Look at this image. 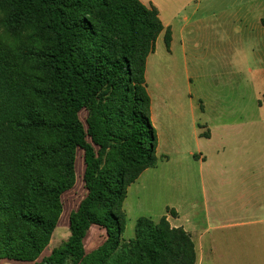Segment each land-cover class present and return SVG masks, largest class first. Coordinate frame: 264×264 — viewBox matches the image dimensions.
I'll use <instances>...</instances> for the list:
<instances>
[{"label":"trees","instance_id":"16d2710c","mask_svg":"<svg viewBox=\"0 0 264 264\" xmlns=\"http://www.w3.org/2000/svg\"><path fill=\"white\" fill-rule=\"evenodd\" d=\"M164 30L140 0H0V261L197 264L166 216L123 238L128 189L158 164L145 75ZM79 150L87 195L68 215ZM65 219L68 240L41 259ZM94 227L106 240L87 253Z\"/></svg>","mask_w":264,"mask_h":264},{"label":"rangeland","instance_id":"374dc122","mask_svg":"<svg viewBox=\"0 0 264 264\" xmlns=\"http://www.w3.org/2000/svg\"><path fill=\"white\" fill-rule=\"evenodd\" d=\"M144 1L149 3L148 0ZM156 2L163 10L165 21H168L166 16L174 12L171 8H178L177 0ZM242 2L234 3L236 6ZM227 4L230 5V2ZM199 15L206 20L198 39L202 44L198 48L194 45L188 47L186 61L179 44L178 30L175 32L173 48L167 46L165 35L162 34L156 43L155 53L150 55L149 90L155 95L156 101L154 120L151 115V122L158 128L155 129L161 154L170 157L179 153L197 154L187 165V180H184L185 177L182 179L190 188L186 194L197 199L201 205L195 218V224L203 234L204 257L199 258V264H264V237H261L264 235L263 35L259 39L258 30L245 24L236 13L232 23L228 24L216 9L202 10ZM222 24L227 27L224 28L226 25ZM195 36L198 34L191 35V39ZM225 57L248 59V63L226 65L222 62ZM238 69H243L244 73L240 71L237 74ZM198 88L200 93L195 92ZM201 103L207 111L201 115L197 110L195 122L192 107ZM86 116L83 111L80 115L83 122ZM200 124L208 126L213 135L212 140L200 137ZM209 133L208 129L204 130L202 136L208 137ZM78 153L81 155V179L62 198L68 215L78 209L87 195L82 179L84 153L82 150ZM163 170L161 167L146 174L128 193L124 204L128 213L127 228L123 235L125 240L135 238L136 221L140 217L158 222L162 213H167L165 205L181 196L169 190L167 182L162 179ZM213 193L221 196L223 203L212 204L216 207L219 205V209L214 208L215 213L210 218L203 203L205 197L208 199ZM240 195L246 197L245 209H241V202L237 201ZM240 222L248 224L237 227L231 225ZM243 235L249 236V239L243 240ZM69 236V223L65 219L56 228L41 259L54 248L60 247ZM105 240L106 232L94 227L86 240L87 253L98 248ZM0 264L32 263L1 260Z\"/></svg>","mask_w":264,"mask_h":264},{"label":"crops","instance_id":"0c3cea01","mask_svg":"<svg viewBox=\"0 0 264 264\" xmlns=\"http://www.w3.org/2000/svg\"><path fill=\"white\" fill-rule=\"evenodd\" d=\"M145 6L148 8L155 7L159 11V17L164 25L165 30L162 34H166L167 30L171 31L172 39L170 48H173L175 43V32L178 30L179 32V44L181 45V49L183 51L184 60L186 61L188 59V53L187 49L188 47H191V45H194L195 48H198L202 42L198 39L201 36L202 33V25L206 21L200 16V12L202 10L204 11H213V9L219 10V13H221L222 17L225 18L226 24L232 23V18L234 17L235 13L236 16H241L245 22V24H250V26L254 27L258 30V38L260 39V36H262V41L264 42V26L262 25V20L264 19V0H177L178 1V8L173 7L171 8L172 11H174L172 14H169L166 16V19L168 21H165L163 18V10L159 7L156 0H148L149 3H147L144 0H140ZM168 2H174L175 0H167ZM235 1H243L242 3H239L235 6ZM203 2H205V5L203 7ZM230 2V5L227 3ZM169 7V5H167ZM170 8V7H169ZM177 8V9H174ZM203 8V9H202ZM202 9V10H201ZM229 18V21L227 20ZM222 24V25H226ZM177 26V28H175ZM227 25L224 27L226 28ZM190 30V31H189ZM192 31V32H191ZM198 32V33H197ZM161 34V35H162ZM198 34V36L194 37V39H191V35ZM160 35V36H161ZM202 38V37H201ZM160 37L157 41H159ZM171 50V49H170ZM155 53V52H154ZM149 58L147 60V66H146V86L148 94L151 98V115L152 119L154 120V111L156 106L155 101V95L149 90ZM222 62L227 64H237L236 62H240L242 65L248 63V59H234L232 57H225L222 59ZM241 70L238 69L236 72L237 74ZM243 74L244 70L241 71ZM192 88L190 84V89ZM193 91V88L191 89ZM195 92H201L198 89H196ZM201 100V99H200ZM193 118L196 122L197 117V110L200 111L201 115H204L207 111L206 106H204L202 103L199 106L193 105ZM200 118V117H199ZM155 128H157L156 124L153 123ZM201 127L202 133L204 130H209V136H202V133H200L201 138H206L209 140L213 139V135L211 133V130L208 128L207 125H199ZM158 129V128H157ZM157 157H158V164L155 168L148 169L142 173V175L139 177V179L132 184L129 189L128 193L130 192L131 188H133L136 183H138L146 174L156 171L160 169L161 167L164 169L162 174V179H165L167 182V186H169V190H174L172 194L179 193L181 196L177 198L175 202H170L165 205V208L167 209V213H162L160 219L164 216L167 217L171 227L173 228H183L187 233L191 235V238L196 246V252H197V264H199L198 260L201 257H204L203 253V234L200 233V229L197 228L195 221L196 216L198 214V209H200L197 199H194L191 195L186 194L187 191H190V188L187 187L184 180H187L188 170L187 165L191 164V162L197 157V154L194 153H188V154H176L175 157H170L166 154H161L159 145L157 148ZM202 160V156L200 158V161ZM155 173V172H154ZM156 176V174H154ZM185 177L183 180L182 178ZM184 183V184H183ZM184 185H186V188H184ZM203 190L205 191V183L202 181ZM264 194V190H262ZM127 193V196H128ZM205 193V192H204ZM128 197H126L127 199ZM244 196H238L237 201L241 202L240 208L245 209L247 206V203L245 202ZM216 203H223V199L221 196H219L216 193H213L210 198L207 199L205 197L203 206L205 209H208V216L211 218L212 213H215L214 208L219 209V205L212 206V204ZM126 204V200L125 203ZM233 204V203H232ZM213 211V212H212ZM127 213V211H126ZM128 214V213H127ZM207 215V214H206ZM248 222H240V223H232L231 225L233 227L237 226H245ZM249 236L243 235L241 238L243 240H248ZM261 237H264L262 235ZM198 246V247H197ZM200 248L201 254L198 255V249Z\"/></svg>","mask_w":264,"mask_h":264}]
</instances>
